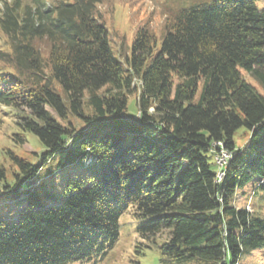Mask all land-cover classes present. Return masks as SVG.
Wrapping results in <instances>:
<instances>
[{"label": "trees", "instance_id": "1", "mask_svg": "<svg viewBox=\"0 0 264 264\" xmlns=\"http://www.w3.org/2000/svg\"><path fill=\"white\" fill-rule=\"evenodd\" d=\"M257 1H175L160 42L142 28L115 54L113 0H0V106L19 143L44 149L34 164L7 149L12 173L0 163V196L18 205L13 221L0 215V264L92 263L131 208L143 241L166 233L162 264L264 250V216L237 197L254 178L264 192V96L245 77L264 90ZM216 143L232 155L221 181ZM63 171L59 198L45 180Z\"/></svg>", "mask_w": 264, "mask_h": 264}, {"label": "rangeland", "instance_id": "2", "mask_svg": "<svg viewBox=\"0 0 264 264\" xmlns=\"http://www.w3.org/2000/svg\"><path fill=\"white\" fill-rule=\"evenodd\" d=\"M175 1L180 3L183 0H113L115 2L114 12L105 15V26L114 53L117 54L120 47L123 48L124 53H128L138 31L142 28H149V30L154 31L155 37L160 42L164 33L162 23L165 13L170 10V6L174 5ZM256 6L259 10L264 9V0H258ZM104 9L105 6H103ZM245 77L264 96V90L258 82L246 74ZM132 103L133 99H130L129 111L131 114H136L137 109L132 106ZM16 133L17 127L13 124L10 110L0 106V163L6 167L9 173H12L13 167L7 155V149H12L19 156L33 164L38 162L35 153L40 154L44 150L38 140L31 135H27L26 142L19 143ZM248 136L249 132L244 128H240L234 137L236 146L238 148L244 146ZM210 161L216 169L214 158L211 157ZM45 168L47 174L53 169V165H46ZM65 178L66 172L63 171L45 180L50 192L55 193L59 198L62 196ZM3 184L0 183V186H3ZM256 185L257 179L254 178L243 189H240L237 194L238 201L242 205L250 206L251 211H255L257 215L264 216V192L258 189L254 193ZM244 191L245 196H243ZM6 199L5 194L0 196V215L2 218L13 221L17 215L18 205L16 203L7 205ZM144 221L137 218L134 215V209L131 208L120 218L119 238L113 249L94 262L85 264H162L163 256L160 246L166 233L156 236L157 241L155 244L143 241L138 234V227ZM202 263H204L203 260L198 261L194 258L181 262V264ZM239 264H264V250H245L240 257Z\"/></svg>", "mask_w": 264, "mask_h": 264}, {"label": "built area", "instance_id": "3", "mask_svg": "<svg viewBox=\"0 0 264 264\" xmlns=\"http://www.w3.org/2000/svg\"><path fill=\"white\" fill-rule=\"evenodd\" d=\"M213 152L216 153L215 161L218 166V171L221 173L222 176V169L227 165L228 157L231 155L223 146L214 147Z\"/></svg>", "mask_w": 264, "mask_h": 264}, {"label": "bare ground", "instance_id": "4", "mask_svg": "<svg viewBox=\"0 0 264 264\" xmlns=\"http://www.w3.org/2000/svg\"><path fill=\"white\" fill-rule=\"evenodd\" d=\"M220 146H222L221 143H216V144L214 145V147H220ZM231 158H232V155H230V156L228 157L227 165L222 169V176H221V173L218 171L217 177H218V180H219V181H221V180L223 179V177H224V175H225L226 168H227V166H228L229 161H230Z\"/></svg>", "mask_w": 264, "mask_h": 264}, {"label": "clouds", "instance_id": "5", "mask_svg": "<svg viewBox=\"0 0 264 264\" xmlns=\"http://www.w3.org/2000/svg\"><path fill=\"white\" fill-rule=\"evenodd\" d=\"M215 49H216V45L215 44H211L210 46H209V52H212V51H215Z\"/></svg>", "mask_w": 264, "mask_h": 264}]
</instances>
